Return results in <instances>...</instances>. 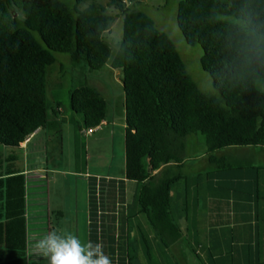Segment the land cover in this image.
<instances>
[{"label":"trees","instance_id":"16d2710c","mask_svg":"<svg viewBox=\"0 0 264 264\" xmlns=\"http://www.w3.org/2000/svg\"><path fill=\"white\" fill-rule=\"evenodd\" d=\"M106 1L121 21L114 57L105 42L111 20L102 5L91 3L78 10L61 0H0V145L17 148L48 124L46 71L54 53L67 54L75 64L83 62L89 71L110 63L120 73L124 93V180L137 186V213L132 218L125 210L118 214L122 207L116 208L107 193L106 211L114 207L115 215H104L100 228L120 216L128 220L140 214L153 236L145 238L139 224L133 240L125 231L128 264L140 254L145 264H157L159 254L181 240L186 264L191 258L203 264L198 251L206 249L195 241L214 240L217 231L211 228L209 236H202L201 228L186 226L183 238L172 216L170 193L183 179L187 136L203 137L208 161L219 170L225 165L216 152L264 146V0L177 4L176 25L187 45L202 50L201 69L218 97L203 93L191 81L171 38L136 9L139 0ZM69 108L78 131L99 126L106 115L105 101L88 86L69 92ZM23 185L22 175L0 178V264H27ZM90 224L96 226L95 220ZM100 228L90 237L97 239ZM120 236L112 234L111 240ZM207 251V264H232L229 254ZM257 251L255 264H264V244Z\"/></svg>","mask_w":264,"mask_h":264},{"label":"crops","instance_id":"0c3cea01","mask_svg":"<svg viewBox=\"0 0 264 264\" xmlns=\"http://www.w3.org/2000/svg\"><path fill=\"white\" fill-rule=\"evenodd\" d=\"M99 71L105 72L84 86L91 87L100 94L106 104V115L99 128L91 134H85V129L78 131V134L86 137V140L88 139L84 146L87 149L86 157L84 156L85 164L77 165L79 155L76 150L78 144L76 128L71 124V113L65 112L59 103H54L56 104L55 109H52L48 114V124L37 129L19 147H0V178L4 179L18 174L22 175L24 179L27 264H30L29 251L34 239L40 238L44 233L53 229L54 222L67 218L65 212L70 210L67 200L63 197L62 192L60 194L56 184L59 179L61 181L60 177H66L69 174L78 175L81 169L85 171V174L82 175V180L84 179L82 184L83 187L85 184V205L90 215L87 223L88 240L102 242L103 250L110 257L112 264L129 263L128 255L130 254H127L123 236L125 231L130 236L134 225H141L138 220L136 222L132 219L125 220V216H120L117 220L113 219L114 221L107 223L105 228L103 227L107 233H102V230L97 239L90 237V232L94 233L97 227L90 224L94 220L96 222L94 209L88 197L91 179L97 177L118 181L119 189L115 190L114 184L111 183V189L108 192L112 203H124L118 214L123 210L129 214V217L137 213L134 202L136 184L131 182L133 184L131 195L128 190L129 182L116 174L103 173L105 168H100L97 165L98 163L103 165V161H105L107 172H109V155L106 160L100 155L92 156L90 153L92 145L95 149L98 143L103 142L102 138H109L103 153L110 154V144L114 143L115 146L116 142L119 147L120 143L122 144L124 153V93L120 82V73L113 69L108 62ZM62 124L71 126L67 130L69 142L71 141L70 145L73 148L70 150L72 153L70 163L65 169L57 167L55 159L51 160L54 163L49 166L51 164L49 157L57 153L59 157L64 153V138L61 135L58 136ZM98 132L101 134L96 136ZM242 149L244 153L241 152ZM224 150L225 154L219 152L220 156L217 157L224 159L225 169L219 170L213 165L212 171L205 173V182L209 191L204 196L202 194L199 196L202 175L182 173L183 179L172 188L170 193L172 216L178 220L183 238H185L186 226L191 230L201 228L202 236H209L208 230L211 228L217 231L214 240L208 238L203 241H195V232H192V240L199 244L200 248L206 249L202 254L208 252L207 250L210 248L216 254H229L232 264L245 262L255 264L258 259L257 252L259 253L257 247L264 244V146L229 147ZM245 155L246 157H244ZM112 156L114 158L115 153ZM17 160L18 166L14 164ZM89 161L92 162L91 165L87 163ZM61 164L66 165V160L63 161L62 158ZM181 164L184 168V158ZM111 170L114 171L112 168ZM53 187L55 188L53 189ZM74 194L77 198L74 197V209L76 210L80 197L76 189ZM110 210L114 214V207H110ZM111 212L109 211V213ZM137 215L134 218L139 219ZM187 218H189V225H187ZM242 232H245L246 242H243ZM112 234L114 236L115 234L121 235L120 239L111 240ZM198 252L200 253V251ZM159 255L161 256L157 264H178V262L185 264L187 258L185 257L184 240L178 241ZM146 261L147 259L145 262L143 261L140 254L134 264H145ZM191 261L193 264H197L192 258Z\"/></svg>","mask_w":264,"mask_h":264},{"label":"rangeland","instance_id":"374dc122","mask_svg":"<svg viewBox=\"0 0 264 264\" xmlns=\"http://www.w3.org/2000/svg\"><path fill=\"white\" fill-rule=\"evenodd\" d=\"M62 3L68 8L76 7L78 10H82L86 8L91 3H97L104 7L105 14L110 17V26L109 31L105 34V42L109 45L111 49V57H114L118 51L119 43L121 40V21L118 17V11L109 6L106 0H61ZM127 1V0H124ZM180 0H139L136 5V9L148 15L155 23L156 27L165 32L173 41L178 53L182 61L185 64V68L187 74L191 81H193L196 86L207 95H211L214 97H218L216 91L212 86V80L209 75L201 69L200 66V58L202 56V50L198 45L189 46L185 43L175 21L177 4ZM21 17L20 14H18ZM55 61L54 63L47 68L46 71V79H47V90L45 93L46 105L48 108V112L50 113L52 109H55L54 103H59L61 107L65 110V112L69 113V92L75 88L80 86H84L87 83H90L93 79H96L105 71H89L86 65L81 63H73L67 54L64 53H54ZM81 78V79H79ZM264 91V87H262ZM67 124H62L60 127V133L58 134L64 138V153L62 156L58 157V153L54 154L52 157H49L50 161L55 159V163L57 167L61 169H65L70 163L72 146L69 142V133L67 128ZM83 131V130H82ZM76 135L78 136V144L76 146L77 153L79 155L78 166L81 163L85 164L86 160H84V156L86 157L87 149L84 148L85 143L88 141L86 137L78 134V130L75 129ZM101 133L98 132L96 136H99ZM109 134V132H107ZM110 136H112L110 134ZM109 138H102V143H98L93 149V145L90 149V153L92 156L100 155L104 157L106 160L108 159L107 155H109L108 165L109 172H107L106 163L103 161V165L99 163L97 164L100 168L104 167L103 173H113L118 175V177L124 178V161H123V146L120 143V147L117 142L114 146L112 143L110 144V154H105L104 149L106 147V143ZM186 150L184 163L185 167L183 170L181 169V173H185V175H194L201 174L202 179L199 184V196L201 194L204 196L207 191L206 182H205V173L212 171L213 165L209 163L206 146L204 144L203 137L199 134L197 135H189L186 138ZM0 147L5 148L0 145ZM114 151V152H113ZM225 154V150L219 151ZM216 152L215 156H220V153ZM241 152L244 153L243 149ZM115 153V157L113 158V154ZM222 154V155H223ZM18 156V155H17ZM19 157V156H18ZM246 157V155L244 156ZM63 161L66 160V165L61 164V159ZM51 161V164L54 163ZM90 165L92 162H87ZM111 163V164H110ZM18 166V160L14 163ZM82 164V166H83ZM114 170L112 171L111 168ZM82 168V167H81ZM85 174V171L81 169L78 175H67L66 177H60L59 182L56 184L57 189L60 194L62 192L63 197L67 200L68 208L70 210L65 212V218L63 221H56L53 223L52 230H66L76 236H78L83 242L88 241V221H89V213L87 212V206L85 205V184L83 187L82 175ZM65 180V182H63ZM55 187H53L54 189ZM133 188V184L131 182L128 183V190L130 191ZM78 191L79 199H78V208L74 209V190ZM76 198V197H75ZM77 199V198H76ZM133 208V207H132ZM131 208V209H132ZM89 215V216H88ZM139 219L133 217V221H139L141 223L140 232L143 234L145 238H150L153 236V232L148 225L146 219L142 215H137ZM103 230V231H102ZM102 233H107L106 229H101ZM139 233L137 229V225L131 229L130 231V239L133 240L135 235ZM147 239V241H148ZM152 241V239H150ZM149 244L150 241L148 242ZM197 249V248H196ZM200 259L203 261V264H207L206 258L203 257V254L200 250L199 253ZM181 264L180 262H178ZM190 264H193L192 261H189ZM30 264H48V261L43 258H37L31 256ZM186 264V262H185Z\"/></svg>","mask_w":264,"mask_h":264},{"label":"clouds","instance_id":"9594fccd","mask_svg":"<svg viewBox=\"0 0 264 264\" xmlns=\"http://www.w3.org/2000/svg\"><path fill=\"white\" fill-rule=\"evenodd\" d=\"M102 242H83L66 230H52L34 239L29 255L48 264H112Z\"/></svg>","mask_w":264,"mask_h":264},{"label":"built area","instance_id":"2783aa9c","mask_svg":"<svg viewBox=\"0 0 264 264\" xmlns=\"http://www.w3.org/2000/svg\"><path fill=\"white\" fill-rule=\"evenodd\" d=\"M100 126V125H99ZM99 126L93 128V129H86L84 130L85 134H91L94 130L98 129ZM113 183L115 186V190H118V181H113L110 178H93L91 179V182L89 184L88 189V197L89 201L91 203V206L93 207V211L96 216V226L100 228L101 226V218L106 214H113V213H107L106 211V195L109 190V185ZM124 205L122 202H115L114 206L116 208H120ZM126 207V204H125ZM101 229V228H100Z\"/></svg>","mask_w":264,"mask_h":264}]
</instances>
